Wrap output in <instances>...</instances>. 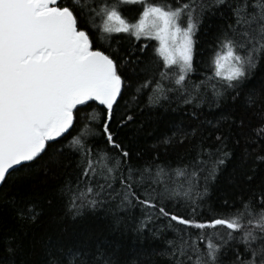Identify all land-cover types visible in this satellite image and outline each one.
Instances as JSON below:
<instances>
[{"label":"snow or ice","instance_id":"6c2138e0","mask_svg":"<svg viewBox=\"0 0 264 264\" xmlns=\"http://www.w3.org/2000/svg\"><path fill=\"white\" fill-rule=\"evenodd\" d=\"M221 4H227L232 23L215 37L203 78L194 81L195 33L205 10ZM133 5L136 16L129 18L125 13ZM133 38L145 41L141 52L147 41L159 42L153 49L162 64L157 61L153 75L136 88L151 89L150 104L162 98L216 106L239 95L264 60V0H0V205L22 225L36 224L37 202L21 195L17 182L41 169L46 174L68 149L77 172L60 186V195L72 215L100 209L120 219V213L137 210L136 231L153 236L164 235L159 221L173 234L164 236L168 264H264V184L259 190L251 186V165L243 173L249 189L239 205L225 201L226 210L209 209L197 219L208 182L231 155L220 135L218 143H198L182 168L156 163L159 157L134 159L140 154L123 137L134 119L125 99L128 58L112 43L132 44ZM254 97L249 95L250 103ZM177 134L181 143L189 136L181 129ZM250 139L264 146V118ZM256 161L264 162V154L251 164ZM180 202L189 214L173 211ZM7 252L0 264H17V248L10 245ZM43 264L112 261L99 250L86 256L79 248L53 246Z\"/></svg>","mask_w":264,"mask_h":264},{"label":"trees","instance_id":"16d2710c","mask_svg":"<svg viewBox=\"0 0 264 264\" xmlns=\"http://www.w3.org/2000/svg\"><path fill=\"white\" fill-rule=\"evenodd\" d=\"M136 8L135 5L129 6L125 14L129 18L135 17ZM232 20L227 4L205 10L194 36L197 72L192 74V80L203 78L200 72L205 71L204 62L212 51L215 37ZM112 43L128 58L125 74L129 92L125 99L129 101V111L134 113V119L124 129L123 137L133 153L140 154L134 159L142 162L159 157L156 163L182 168L192 160L198 143L202 140L206 146L218 143L215 136L220 135L224 140V151L231 155L219 167L215 179L208 182L197 219L206 216L209 209L226 210L225 201L233 207L239 205L242 195L249 189L243 173L249 172L250 165L254 171L251 186L259 190L264 184V162L256 161L252 165L251 160L256 154H264V146L253 144L250 137L255 136V129L264 118V60L253 70L240 94H232L235 99L229 95L216 106L203 103L195 107L162 98L158 103L150 104L151 89L137 93L136 88L145 77L153 75L157 61L162 64V58L153 49V45L159 46L158 41H147L148 47L143 52L139 51L145 43L143 39L134 40L132 44L121 41L116 45L115 40ZM253 93L255 103H250L248 97ZM177 129L189 133L182 143L179 134L173 136ZM193 129L196 130L194 136L191 135ZM166 138H170L167 144L164 143ZM64 151L65 155L58 157V162L51 165L46 174L41 169L33 177L20 178L17 182L20 194L37 202L40 216L36 224L22 225L6 205H0V257L9 255L7 248L11 245L17 248V264H43L47 252L54 246L55 250L79 248L86 256L99 250L111 258L112 264H168L164 236L172 238L173 234L159 221L155 222L156 226L164 235L153 236L147 230L136 231L137 210L128 216L120 213V219L100 209H85L80 215H72L66 199L60 195V186L67 178L75 177L76 158L70 150ZM203 183L201 179L200 184ZM173 211L180 215L190 213L182 202L173 205Z\"/></svg>","mask_w":264,"mask_h":264},{"label":"rangeland","instance_id":"374dc122","mask_svg":"<svg viewBox=\"0 0 264 264\" xmlns=\"http://www.w3.org/2000/svg\"><path fill=\"white\" fill-rule=\"evenodd\" d=\"M159 43V42H158Z\"/></svg>","mask_w":264,"mask_h":264}]
</instances>
